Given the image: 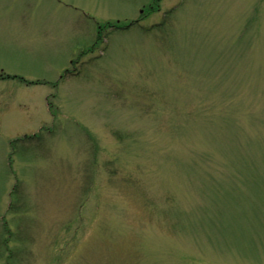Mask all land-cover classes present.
I'll return each mask as SVG.
<instances>
[{
    "label": "rangeland",
    "instance_id": "obj_1",
    "mask_svg": "<svg viewBox=\"0 0 264 264\" xmlns=\"http://www.w3.org/2000/svg\"><path fill=\"white\" fill-rule=\"evenodd\" d=\"M259 187L264 0H0V264H264Z\"/></svg>",
    "mask_w": 264,
    "mask_h": 264
},
{
    "label": "trees",
    "instance_id": "obj_2",
    "mask_svg": "<svg viewBox=\"0 0 264 264\" xmlns=\"http://www.w3.org/2000/svg\"><path fill=\"white\" fill-rule=\"evenodd\" d=\"M153 11V10H152ZM98 39H100V34L98 35ZM20 79H22V78H20ZM18 141L17 140H15V141H12L11 142V146H12V148L13 147H15V145H16V143H17ZM252 176H255L254 174H251ZM261 176V175H260ZM13 193L15 192L14 190L12 191ZM257 194H258V198H257V200L259 199V201H260V203H261V199H264L263 197H262V192H261V188L259 187L258 188V191H257ZM11 195V194H10ZM12 196V195H11ZM14 202H10L9 203V209L8 210H11V208H13V206H14V204H13ZM258 207H261L259 204H258ZM12 211V210H11ZM13 255L12 254H10V255H8V258H10V257H12Z\"/></svg>",
    "mask_w": 264,
    "mask_h": 264
}]
</instances>
